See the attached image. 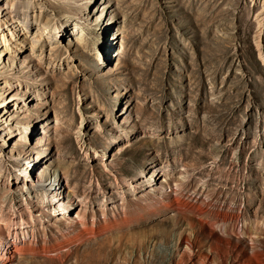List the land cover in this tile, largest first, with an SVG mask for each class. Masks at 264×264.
<instances>
[{
    "label": "rangeland",
    "instance_id": "1",
    "mask_svg": "<svg viewBox=\"0 0 264 264\" xmlns=\"http://www.w3.org/2000/svg\"><path fill=\"white\" fill-rule=\"evenodd\" d=\"M2 214L10 264H264V0H0Z\"/></svg>",
    "mask_w": 264,
    "mask_h": 264
},
{
    "label": "bare ground",
    "instance_id": "2",
    "mask_svg": "<svg viewBox=\"0 0 264 264\" xmlns=\"http://www.w3.org/2000/svg\"><path fill=\"white\" fill-rule=\"evenodd\" d=\"M52 184V183H51ZM54 185V184H52ZM57 209V208H55ZM58 209L60 211L67 210L68 213L71 212L70 207H66L64 205L59 204ZM3 214L0 216V219L6 221L3 217ZM16 232H8V236L3 240H0V264H10L13 261L14 253L13 251L16 250V242L14 236H16Z\"/></svg>",
    "mask_w": 264,
    "mask_h": 264
}]
</instances>
